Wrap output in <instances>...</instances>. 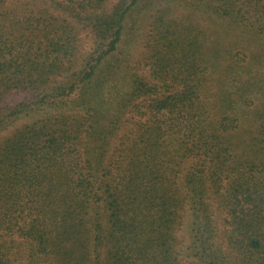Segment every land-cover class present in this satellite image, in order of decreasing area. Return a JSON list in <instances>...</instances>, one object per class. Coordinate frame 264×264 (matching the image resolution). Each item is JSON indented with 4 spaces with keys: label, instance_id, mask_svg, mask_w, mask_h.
<instances>
[{
    "label": "trees",
    "instance_id": "16d2710c",
    "mask_svg": "<svg viewBox=\"0 0 264 264\" xmlns=\"http://www.w3.org/2000/svg\"><path fill=\"white\" fill-rule=\"evenodd\" d=\"M110 1L0 0V264H264V0Z\"/></svg>",
    "mask_w": 264,
    "mask_h": 264
},
{
    "label": "rangeland",
    "instance_id": "374dc122",
    "mask_svg": "<svg viewBox=\"0 0 264 264\" xmlns=\"http://www.w3.org/2000/svg\"><path fill=\"white\" fill-rule=\"evenodd\" d=\"M116 1L117 0H111L108 4L107 8L110 9L116 3ZM141 38L142 39L140 40L137 48L135 49L137 54H139L140 52L143 51V47H144L146 40H147L145 34H142ZM91 39H92L91 35H89L87 33L83 34L81 36V44L80 45H81V51L82 52L88 51V49L91 47V44H92ZM23 100H28V96L13 97L11 104H14V103H17V102H20ZM189 224H190V217L188 214L185 218V222L183 224V227L178 232L179 249L181 250V254H182L181 257H182L183 262H185L186 264H196L193 258L186 257V255H187L186 250H187V246L189 245Z\"/></svg>",
    "mask_w": 264,
    "mask_h": 264
}]
</instances>
